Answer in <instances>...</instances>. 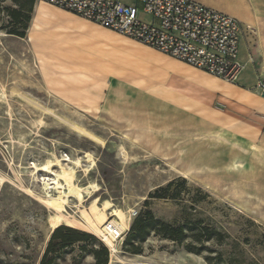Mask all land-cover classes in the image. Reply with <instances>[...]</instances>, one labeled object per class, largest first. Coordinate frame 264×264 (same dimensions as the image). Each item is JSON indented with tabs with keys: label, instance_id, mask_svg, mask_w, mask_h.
Masks as SVG:
<instances>
[{
	"label": "rangeland",
	"instance_id": "1",
	"mask_svg": "<svg viewBox=\"0 0 264 264\" xmlns=\"http://www.w3.org/2000/svg\"><path fill=\"white\" fill-rule=\"evenodd\" d=\"M6 8L0 0V264H40L66 226L36 200L57 196L61 169L83 196L66 211L94 241L53 248L48 263L95 264L89 252L107 248L102 226L118 212L126 229L107 264H264V126L233 117L225 82L44 4L24 39L9 36ZM145 211L182 234L125 243Z\"/></svg>",
	"mask_w": 264,
	"mask_h": 264
},
{
	"label": "built area",
	"instance_id": "2",
	"mask_svg": "<svg viewBox=\"0 0 264 264\" xmlns=\"http://www.w3.org/2000/svg\"><path fill=\"white\" fill-rule=\"evenodd\" d=\"M71 13L159 54L229 84L237 83L242 25L190 0H35ZM264 95V84L257 85ZM105 240L123 232L114 221L102 226ZM108 251L114 247L106 246Z\"/></svg>",
	"mask_w": 264,
	"mask_h": 264
},
{
	"label": "crops",
	"instance_id": "3",
	"mask_svg": "<svg viewBox=\"0 0 264 264\" xmlns=\"http://www.w3.org/2000/svg\"><path fill=\"white\" fill-rule=\"evenodd\" d=\"M190 1L230 16L241 23L242 35L238 58L243 64V71L237 83L225 82L228 89L225 102L233 117L238 118L240 115L242 119L250 120L251 124L264 126V95L256 89L258 83L264 84V0ZM63 12L81 19L66 11Z\"/></svg>",
	"mask_w": 264,
	"mask_h": 264
},
{
	"label": "trees",
	"instance_id": "4",
	"mask_svg": "<svg viewBox=\"0 0 264 264\" xmlns=\"http://www.w3.org/2000/svg\"><path fill=\"white\" fill-rule=\"evenodd\" d=\"M14 5V8H6L3 12L7 17V24L3 27L5 34L13 36L19 39H24L27 35L30 23L33 18L35 0H9ZM172 186L170 182L164 189L160 191H167ZM153 231L161 237H165L170 240H177L182 234L180 229H173L170 226L157 224L154 221L152 213L145 211L143 214H139L134 219L130 231L129 238L125 243L131 240L140 242L144 236ZM94 241L93 236L86 232L79 231L66 226L56 227L51 232L50 240L44 251L40 264H51L47 261L48 255L53 252V248H57L62 251L73 245L83 244L88 245ZM58 243V244H55ZM133 246V245H132ZM134 249V248H133ZM107 248L98 245L90 250L89 254L94 259L95 264H107L108 252Z\"/></svg>",
	"mask_w": 264,
	"mask_h": 264
},
{
	"label": "bare ground",
	"instance_id": "5",
	"mask_svg": "<svg viewBox=\"0 0 264 264\" xmlns=\"http://www.w3.org/2000/svg\"><path fill=\"white\" fill-rule=\"evenodd\" d=\"M34 170H36L38 172L40 171V172H44V173H49V170L46 167L38 168L37 166L34 165ZM74 178H75V171H66L65 169H61L59 175H57V180L55 182L53 181L51 183V185H53V188L57 191V196H55V197L48 196V195L37 196L36 200L54 212V214H52V216L54 215L52 220H54L56 222V226L59 225L61 221H63L64 225H66L67 227H71L73 229H77L79 231L86 232V231L82 230L81 227L78 228L80 223L77 222L76 220H74L71 216H69L67 211H66V207H68V199L69 198H74L79 203H81L82 198H83L82 189H80L81 187L79 188L78 186H76L72 182L74 180ZM43 180H45V179H43ZM60 181H61V183H59ZM47 183L44 182L42 184L45 187L44 190H46V188H50L49 184H47ZM83 191H85V190H83ZM28 192L31 193L30 191H28ZM105 209L106 210L109 209L108 204L105 205ZM92 210L95 211V210H97V208L92 207ZM82 215L85 218H88L87 214L84 211H82ZM113 215L116 216V218H118L120 220V223L117 224L119 226L120 230L125 231L126 225L123 221V217L118 212H114ZM97 220H98V222L101 223V222H104L105 219L103 218L102 215H99L97 217ZM95 229L97 232L102 234L103 231L101 232V230H99L97 227H95ZM104 242L106 243V246H108V247H112L114 245L109 240L104 239Z\"/></svg>",
	"mask_w": 264,
	"mask_h": 264
}]
</instances>
